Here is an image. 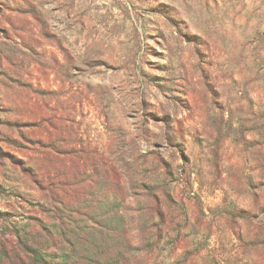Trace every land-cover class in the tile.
<instances>
[{
	"label": "rangeland",
	"instance_id": "rangeland-1",
	"mask_svg": "<svg viewBox=\"0 0 264 264\" xmlns=\"http://www.w3.org/2000/svg\"><path fill=\"white\" fill-rule=\"evenodd\" d=\"M0 264H264V0H0Z\"/></svg>",
	"mask_w": 264,
	"mask_h": 264
},
{
	"label": "trees",
	"instance_id": "trees-1",
	"mask_svg": "<svg viewBox=\"0 0 264 264\" xmlns=\"http://www.w3.org/2000/svg\"><path fill=\"white\" fill-rule=\"evenodd\" d=\"M42 121H46V119H43ZM44 123L50 124L48 121H46ZM33 128H34V130H41L42 127L39 128V125L36 124ZM46 135H49L46 130H43L39 135H35V139H34V143H33L35 145V148L33 149V153H34V155L36 154V156H38V158H36L38 163H40L41 161H42V163L48 162V160H50L49 154L53 153L54 156L51 157V161L52 160H54V161L60 160L61 163H66L67 158L69 157V160L72 159V161H70L71 162L70 166L76 165L73 163L77 162L78 164L80 163L81 165L80 164L79 165L82 166L84 169H86V168H88V166H90V168L92 170H94L95 166L98 165V163L100 164V162L92 159L90 156L82 155V153L85 154L86 151H83V152H82V150L78 151V153L80 152L79 153L80 156H79V154L62 151L58 147L52 148L51 145L49 146L48 144H45V142H47L46 141ZM102 164H104V163H102ZM30 168H32V170H33L30 172L31 176H34L37 179L39 177L40 179H38V181L40 180L43 183V185L50 184V180L48 177H43L41 179V171H42L41 166H40V170L38 168H37L38 170L37 169L35 170L34 167H31V166H30ZM57 168L62 169L63 167L59 164ZM44 169H45V167H44ZM79 174H80V176L82 175V173H79ZM40 181H39V183H40Z\"/></svg>",
	"mask_w": 264,
	"mask_h": 264
}]
</instances>
